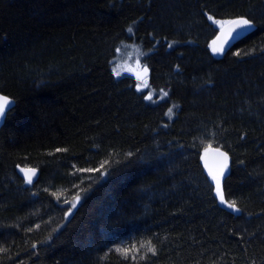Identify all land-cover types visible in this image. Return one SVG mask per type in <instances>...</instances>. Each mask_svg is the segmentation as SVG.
<instances>
[{"label": "trees", "instance_id": "16d2710c", "mask_svg": "<svg viewBox=\"0 0 264 264\" xmlns=\"http://www.w3.org/2000/svg\"><path fill=\"white\" fill-rule=\"evenodd\" d=\"M209 16L257 28L219 56ZM0 92V264H264V0H0Z\"/></svg>", "mask_w": 264, "mask_h": 264}, {"label": "snow or ice", "instance_id": "6c2138e0", "mask_svg": "<svg viewBox=\"0 0 264 264\" xmlns=\"http://www.w3.org/2000/svg\"><path fill=\"white\" fill-rule=\"evenodd\" d=\"M208 19L212 20L216 25H219L221 28L222 35L221 37H217V40L222 39V43L220 44L219 47H217L216 41H213L212 51L214 54L224 52L226 46L230 45L231 42L237 38V36L241 35L243 32L251 29L254 26L253 21L246 17H237V18H232V19H227V20H217L214 17L209 16ZM225 25L228 26L226 31H224ZM128 30L130 32L132 31L131 28H129ZM169 47H171V45H169ZM237 55H239V53H237ZM137 63H139V61H137ZM141 71H142V74H139L137 76V78L141 80V83L137 85V90H141L148 86L147 79H146V76L148 73L147 65H143ZM117 75H119V73H117ZM164 95L166 96L167 93H164ZM145 99L151 100L152 94L149 93V95H147ZM12 106H13V102L10 101L8 97L0 96V119H3L6 109L10 110ZM172 112H173V109L169 108L167 114L171 116ZM57 151H61V150L57 149ZM129 155H131V153H129ZM218 155L221 157V163L219 164L215 172L209 173L212 181H214L215 183L216 196L219 198L222 204H225L228 208L232 209L235 212H239L240 209L237 206V203L235 201H229L225 199V193H224L223 186H222V180L225 177L226 170L228 169V160H229L228 153L218 151ZM104 163H107V161H105ZM104 163L101 164L100 166L101 168L104 167ZM21 171L24 172L26 182L32 183V179L36 175V169L35 168L21 169ZM80 171H98V169H80ZM79 200H80V195L79 193H77V195L73 198L71 207L75 208L76 203ZM133 250H135V246H133ZM0 251H6V249H0ZM116 251L120 252L125 258H128V255H129L128 249L118 248L116 249ZM148 251L153 254L156 253V249L151 246L148 248ZM132 258L135 259L134 256Z\"/></svg>", "mask_w": 264, "mask_h": 264}, {"label": "water", "instance_id": "95a60500", "mask_svg": "<svg viewBox=\"0 0 264 264\" xmlns=\"http://www.w3.org/2000/svg\"><path fill=\"white\" fill-rule=\"evenodd\" d=\"M241 17H244V16H241ZM253 24H254V26L251 29H249V30L243 32L241 35L237 36V38L235 40H233L230 45L226 46L224 52L216 53V54L219 55V56H224L225 54H227L233 48V46L236 45V43H238L241 39H243L244 37H246L247 35H249L250 33H252L253 31L256 30L257 25L254 22H253ZM227 27H228L227 25L224 26V31L227 30ZM221 35L222 34H221V28H220L219 32H218V34H217V36H216V38L214 40V41H216V46L217 47H219L220 44L222 43V39L221 40H217V37H221ZM0 96L8 97L10 99V101L13 102V106L11 107V109L10 110L6 109V112H5V115H4L3 119H0V134H1V130H2V127L5 124L7 115L16 106V101L12 97H10L7 94H4L2 92H0ZM218 151L219 152H227L223 148L216 147V146H211V147L207 148V150L204 153V164H205V167H206V170H207L208 174L210 172H215L217 170L219 164L221 163V157L218 155ZM228 157H229L228 169L226 170L225 176L228 175V173L230 172L231 165H232V159H231V156H230L229 153H228ZM0 159H1V153H0ZM29 168H35L36 169V175L32 179V182H36L38 180L39 176H40V170L38 168L31 167V166H18L17 169H18V172L20 173V175L23 178H25L24 172H22L21 169H29Z\"/></svg>", "mask_w": 264, "mask_h": 264}, {"label": "rangeland", "instance_id": "374dc122", "mask_svg": "<svg viewBox=\"0 0 264 264\" xmlns=\"http://www.w3.org/2000/svg\"><path fill=\"white\" fill-rule=\"evenodd\" d=\"M143 65L145 64L142 62L141 49L134 44L125 46L124 50L121 49L113 64L114 71L119 73V76H131L136 80L137 85L141 83V80L137 76L142 74L141 70ZM146 79L148 86L141 90H147L149 88V71Z\"/></svg>", "mask_w": 264, "mask_h": 264}]
</instances>
